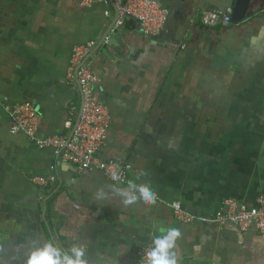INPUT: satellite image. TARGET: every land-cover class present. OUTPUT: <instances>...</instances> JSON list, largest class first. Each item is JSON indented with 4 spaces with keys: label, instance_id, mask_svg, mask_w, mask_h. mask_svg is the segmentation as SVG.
<instances>
[{
    "label": "crops",
    "instance_id": "0c3cea01",
    "mask_svg": "<svg viewBox=\"0 0 264 264\" xmlns=\"http://www.w3.org/2000/svg\"><path fill=\"white\" fill-rule=\"evenodd\" d=\"M257 1L226 27L200 20L215 9L191 13L173 3L160 37H147L132 20L110 35L109 4L0 0L1 102L31 104L40 137L68 136L80 109L77 82L67 78L72 49L94 43L85 63L111 119L100 158L129 163L139 174L131 180L159 196L154 206L97 201V189L116 184L9 135L0 112V264H25L46 241L62 249L80 241L92 261L137 264L139 250L168 227L182 233L180 264H264V236L254 228L181 223L166 204L207 216L229 197L250 208L264 198V0ZM38 177L56 182L40 188Z\"/></svg>",
    "mask_w": 264,
    "mask_h": 264
},
{
    "label": "built area",
    "instance_id": "2783aa9c",
    "mask_svg": "<svg viewBox=\"0 0 264 264\" xmlns=\"http://www.w3.org/2000/svg\"><path fill=\"white\" fill-rule=\"evenodd\" d=\"M104 6L110 5L108 0H80L82 6L93 3ZM116 8L117 18L110 35L118 31L128 20L138 24L142 34L147 37H157L166 27L168 12L156 0H111ZM233 8L209 10L200 13V20L206 26H229L232 23ZM108 16V13H105ZM110 37L104 39V44L110 43ZM94 47V43L77 46L72 49L68 70V81L76 80L80 94V109L76 123L71 126L70 134L66 137H47L38 135L39 116L29 103L17 105L3 104L0 99V112L10 121L9 135H22L38 150H50L59 156L60 160L76 167L80 172H99L116 185L126 186V182L139 174L129 163L121 160H103L99 153L106 146L111 119L108 108L102 103L96 92L99 78L91 71L85 59ZM113 165H119L124 183L115 182L110 177ZM54 177H38L33 183L46 188L54 185ZM257 206L250 208L234 197L224 200L223 206L217 212L200 216L186 212L179 201L166 203L172 210L177 221L181 223H206L226 225L231 223L241 231L254 228L264 236V198L258 197ZM149 245L138 252L137 264H144V252Z\"/></svg>",
    "mask_w": 264,
    "mask_h": 264
},
{
    "label": "clouds",
    "instance_id": "9594fccd",
    "mask_svg": "<svg viewBox=\"0 0 264 264\" xmlns=\"http://www.w3.org/2000/svg\"><path fill=\"white\" fill-rule=\"evenodd\" d=\"M146 175V173H141ZM113 181L124 183L119 165H113L110 172ZM110 192L99 188L94 194L97 201H103L110 196L121 198L125 207L142 202L154 206L159 200L156 191L148 182L136 183L133 180L126 182V187L110 185ZM182 237L177 227L163 229L160 234L154 235L151 244L144 252V264H180V255L177 241ZM25 264H113L110 258L99 256L92 261L87 256L86 246L80 241H74L68 248L62 249L53 242L46 241L34 247L28 254Z\"/></svg>",
    "mask_w": 264,
    "mask_h": 264
},
{
    "label": "water",
    "instance_id": "95a60500",
    "mask_svg": "<svg viewBox=\"0 0 264 264\" xmlns=\"http://www.w3.org/2000/svg\"><path fill=\"white\" fill-rule=\"evenodd\" d=\"M110 3V6L113 8V10L116 13L115 6L111 3V0H108ZM159 2L164 9L169 11L170 6L175 3L182 7H189L191 13H196L199 9L203 8H210V9H226L227 7L233 8V14H232V22L233 23H240L242 22L246 17L250 16L252 12H254L256 6L258 5L257 0H225L223 1L222 5H218L215 2L217 0H156ZM200 2V4H199ZM115 18H117V13ZM116 21V19H115ZM113 22V25L115 23ZM112 25V26H113ZM187 27V22L184 23L183 29ZM160 37V34L159 36Z\"/></svg>",
    "mask_w": 264,
    "mask_h": 264
}]
</instances>
